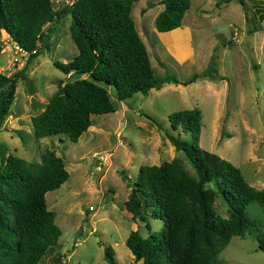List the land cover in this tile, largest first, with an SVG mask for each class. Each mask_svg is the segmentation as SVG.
Segmentation results:
<instances>
[{"label": "rangeland", "instance_id": "obj_1", "mask_svg": "<svg viewBox=\"0 0 264 264\" xmlns=\"http://www.w3.org/2000/svg\"><path fill=\"white\" fill-rule=\"evenodd\" d=\"M158 1L136 0L130 16L154 75H171L179 83L114 101L112 112L90 116L91 125L75 142L64 134L35 139L30 117L40 110L29 106L30 98L45 104L56 80L67 78L53 61L64 63L76 54L68 33V12L42 28L38 54L27 65L19 60L16 45L0 33V72L7 75L26 67L23 79L15 81L9 114L0 126V150L6 148V153L26 161H38L50 151L62 159L68 173L58 188L44 194L60 235L38 264H51L57 254L63 264H106L105 246L113 250L117 264H141L133 260L124 240L131 230L142 237L159 231L162 222L152 218L148 208L143 221L130 217L123 206L129 188L120 171L132 183L140 165L177 157L193 173L182 153L165 138L172 112L198 108V146L237 167L251 187L264 188V0H189L181 25L187 28L186 35L154 30V14L162 9ZM69 2L51 0L54 10ZM139 8L145 13L140 14ZM208 65L215 69L213 78L201 76ZM193 73L199 77L183 84ZM108 91L114 92L112 87ZM141 113L159 123L160 129ZM179 138L188 141L189 135L179 132ZM213 207L227 216L220 196ZM245 211L264 231V208L251 202ZM256 246L248 234L232 236L218 258L224 264H264V251Z\"/></svg>", "mask_w": 264, "mask_h": 264}, {"label": "trees", "instance_id": "obj_2", "mask_svg": "<svg viewBox=\"0 0 264 264\" xmlns=\"http://www.w3.org/2000/svg\"><path fill=\"white\" fill-rule=\"evenodd\" d=\"M69 1L54 10L51 0H0V33L20 49L34 51L25 65L38 54L42 28L54 24L65 12L70 17L68 33L76 54L64 63L53 61L67 78L56 80L43 110L30 117L35 139L64 134L75 142L91 125L90 116L112 112L114 101L138 92L146 94L165 83H179L171 75H154L130 16L136 0ZM157 3L162 9L153 19L154 29L168 32L179 27L189 0ZM25 65L7 75L0 72V126L9 114L15 81L23 79ZM201 76L213 78L215 69L208 65ZM197 77L193 73L183 84ZM109 87L114 90L112 95ZM141 114L160 129L153 118ZM200 119L196 107L178 110L167 116L169 128L164 131L174 151L181 152L193 169L192 174L177 157L158 165H140L132 183L120 171L129 188L123 206L130 217L143 221L148 208L150 216L162 222L159 231L146 237L129 231L124 245L135 262L224 264L219 252L232 236L245 234L255 239L256 249L264 251V231L245 211L251 202L264 208V188L251 187L237 167L198 146ZM179 132L188 133L189 140L180 139ZM5 151L0 150V264H38L60 235L44 194L58 188L68 173L62 159L50 151L42 153L38 161ZM217 196L226 205V217L213 207ZM59 257L57 254L51 264H63ZM103 258L106 264H117L109 246L103 248Z\"/></svg>", "mask_w": 264, "mask_h": 264}, {"label": "crops", "instance_id": "obj_3", "mask_svg": "<svg viewBox=\"0 0 264 264\" xmlns=\"http://www.w3.org/2000/svg\"><path fill=\"white\" fill-rule=\"evenodd\" d=\"M136 2V1H135ZM135 2H133V4L135 3ZM132 4V5H133ZM156 4V3H155ZM159 11H157L155 14H154V17H155V15L158 13ZM139 13L140 14H144L145 13V11L142 9V8H139ZM183 19V18H182ZM182 25V20H181V24H180V26L179 27H177V28H175V29H173V30H170V31H168V35H170V33L172 34L173 32H176L177 30H179L180 32L181 31H185L184 32V35H186V34H189V32H187V28L185 27V26H181ZM155 30V29H154ZM156 31V30H155ZM152 33H154V32H152ZM162 33V32H161ZM156 45V44H155ZM191 50H190V52L188 51V53L187 54H190L191 55Z\"/></svg>", "mask_w": 264, "mask_h": 264}, {"label": "built area", "instance_id": "obj_4", "mask_svg": "<svg viewBox=\"0 0 264 264\" xmlns=\"http://www.w3.org/2000/svg\"><path fill=\"white\" fill-rule=\"evenodd\" d=\"M237 1H241V0H237ZM233 35H235V31L233 32ZM16 49H17L18 52L20 53V54H19V60H20L23 64H25V62H26L27 58L29 57V55H30L31 53L34 52V51L26 52V51L20 49L18 46H16ZM14 60H15V59H14ZM87 209H88V210H91L92 208H91V206H89V207H87Z\"/></svg>", "mask_w": 264, "mask_h": 264}, {"label": "water", "instance_id": "obj_5", "mask_svg": "<svg viewBox=\"0 0 264 264\" xmlns=\"http://www.w3.org/2000/svg\"><path fill=\"white\" fill-rule=\"evenodd\" d=\"M154 4H150L148 6H153ZM44 103L39 102L38 100L34 99V98H30V103L29 106L31 109H38V110H43L44 108Z\"/></svg>", "mask_w": 264, "mask_h": 264}]
</instances>
